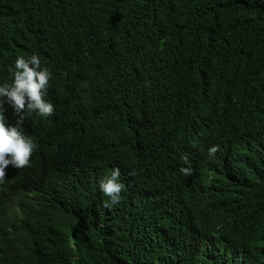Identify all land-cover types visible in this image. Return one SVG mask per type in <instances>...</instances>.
<instances>
[{"label":"trees","instance_id":"1","mask_svg":"<svg viewBox=\"0 0 264 264\" xmlns=\"http://www.w3.org/2000/svg\"><path fill=\"white\" fill-rule=\"evenodd\" d=\"M33 54L55 110L0 184V264H264V0H0V85Z\"/></svg>","mask_w":264,"mask_h":264},{"label":"clouds","instance_id":"2","mask_svg":"<svg viewBox=\"0 0 264 264\" xmlns=\"http://www.w3.org/2000/svg\"><path fill=\"white\" fill-rule=\"evenodd\" d=\"M9 71L12 82L0 85V184L7 178L6 169L9 165L16 169L29 167L37 149V144L22 127L26 115L37 113L41 117H49L55 110L54 105L46 100L52 73L47 67H42L38 55L33 54L27 58L18 56L14 68L10 67ZM6 106L13 110L14 124L8 122ZM218 150L219 146L211 147L209 155H214ZM109 172L110 176L100 182V188L110 198L111 204H116L121 199L120 194L125 185L119 182V167ZM181 172L188 176L192 169L181 168ZM111 204L105 206L110 207Z\"/></svg>","mask_w":264,"mask_h":264},{"label":"rangeland","instance_id":"3","mask_svg":"<svg viewBox=\"0 0 264 264\" xmlns=\"http://www.w3.org/2000/svg\"><path fill=\"white\" fill-rule=\"evenodd\" d=\"M47 181H50V180H56V181H58V182H66V181H70V182H72L71 181V179H70V177H59V176H57V175H51L50 177H48L47 179H46Z\"/></svg>","mask_w":264,"mask_h":264}]
</instances>
